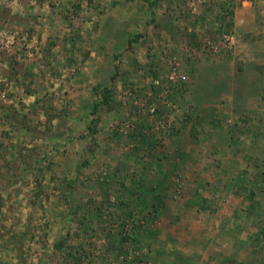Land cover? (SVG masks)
<instances>
[{
    "label": "rangeland",
    "instance_id": "374dc122",
    "mask_svg": "<svg viewBox=\"0 0 264 264\" xmlns=\"http://www.w3.org/2000/svg\"><path fill=\"white\" fill-rule=\"evenodd\" d=\"M69 256L264 264V0H0V264Z\"/></svg>",
    "mask_w": 264,
    "mask_h": 264
},
{
    "label": "trees",
    "instance_id": "16d2710c",
    "mask_svg": "<svg viewBox=\"0 0 264 264\" xmlns=\"http://www.w3.org/2000/svg\"><path fill=\"white\" fill-rule=\"evenodd\" d=\"M223 22H224V19H223L222 23ZM229 25H230L229 27H231L232 24L229 23ZM229 27H228V29H231ZM227 31H229V30H227ZM128 41L131 42L132 39H129ZM113 78H114V75L112 76V79ZM111 93L112 92H111V89L109 87L105 86L101 89V99L100 100L102 101V103L107 104V105L110 104L109 102L111 101ZM91 111H92V113H95L96 105H94V107ZM91 131L92 132L95 131L94 128L91 127ZM85 134L86 133L81 134V138L85 137ZM91 139H93V136H91ZM97 144L98 143L96 142L95 145H97ZM90 149H93V148L92 147L88 148V150H90ZM74 182H75V180L74 181L73 180H67V181L61 182L60 186L58 185L59 196H60V199L63 200L64 203H67V204L70 203L69 195H70L71 191L73 190ZM197 205L199 206V208H202V206H203V204L201 202H198ZM145 229H146V232H148V230H149V234L153 235V232L150 229H148V230H147V228H145ZM58 243H59L58 245L63 244L62 241L58 242ZM67 254L70 255V251H68ZM69 257H71V262H68V264H79L77 258L75 259L74 256H69Z\"/></svg>",
    "mask_w": 264,
    "mask_h": 264
}]
</instances>
